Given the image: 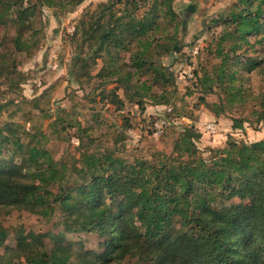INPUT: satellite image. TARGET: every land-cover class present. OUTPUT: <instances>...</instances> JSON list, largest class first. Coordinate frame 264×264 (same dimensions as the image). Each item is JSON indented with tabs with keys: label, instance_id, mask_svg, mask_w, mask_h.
Returning a JSON list of instances; mask_svg holds the SVG:
<instances>
[{
	"label": "trees",
	"instance_id": "obj_1",
	"mask_svg": "<svg viewBox=\"0 0 264 264\" xmlns=\"http://www.w3.org/2000/svg\"><path fill=\"white\" fill-rule=\"evenodd\" d=\"M84 1L0 0L1 75L8 81L17 73L16 56L37 44L43 8L68 13ZM143 1L109 0L79 20L71 70L77 81L85 76L82 85L95 79L96 87L123 89L141 113L146 102L158 111L173 101V76L160 59L179 53L178 34L186 25L173 0H146L140 14ZM220 27L208 48L218 62L195 85L217 97L212 103L199 98L207 121L217 124L230 110L231 131L244 134L264 124V84L250 103L251 91L238 85L245 62L250 69L261 66L256 52L264 41V0H237ZM98 59L103 65L93 75ZM113 94L110 103L123 105ZM239 107L245 115H234ZM169 115L162 131L178 130L170 154L129 162L83 151L80 167L70 172L44 148L45 137L34 133L24 142L10 125L0 127V248L13 242L0 252V264H264V137L250 142L229 134L205 157L197 146L201 130L174 125ZM73 175L76 186L69 189ZM13 211L52 224L60 216L63 230L12 229L5 217ZM80 233L94 234L99 250L67 239Z\"/></svg>",
	"mask_w": 264,
	"mask_h": 264
},
{
	"label": "rangeland",
	"instance_id": "obj_2",
	"mask_svg": "<svg viewBox=\"0 0 264 264\" xmlns=\"http://www.w3.org/2000/svg\"><path fill=\"white\" fill-rule=\"evenodd\" d=\"M108 1L85 0L68 13L42 9V31L34 39H37V44L32 45L29 52L16 56L17 73L7 81L1 75L3 69L0 68V127L10 125L24 142L34 133L38 134L40 140L45 137L44 148L69 172L80 167L78 160L83 151L90 154L110 152L114 157L129 162L134 159L152 161L156 152L170 154L178 130L173 131V126H170L156 138L151 132L154 122L159 119L166 121L164 115L168 112L169 120L174 125L191 124L198 132L201 130L197 146L205 157L208 156L209 148L223 145L229 134L250 142L264 137V124L256 130L246 128L244 134L232 132L230 110L217 121L218 126L214 122L215 133L203 130L210 115L199 98L202 96L207 103H212L217 101V97L202 95L195 85V79L204 71H210L218 62L208 48L212 39L220 33V25L228 9L237 0H173L174 9L178 13L183 11L186 25L184 31L178 34L179 53L168 58L162 57L160 63L173 76V89L176 93L169 106L162 109L159 107L157 111L156 107L146 102L142 113L137 105L125 99L123 89L114 91L113 84L96 87L98 81L95 79L82 85L85 76L80 73L77 81L71 73L74 68L72 63L78 54V41L73 36L75 27L79 20L96 11L100 3ZM147 9L148 1L145 0L141 2L139 13ZM3 35V31H0V40ZM250 42H254V38H250ZM257 53L261 62L259 69H250L248 62H245V72L238 73L242 79L238 85L252 93L249 103L252 98L259 96L264 84V41L258 46ZM247 54L252 55L250 52ZM96 62V66L91 69L93 75L103 65L102 59ZM246 78L248 81L245 83ZM13 81L21 83L12 89L9 84ZM153 90L156 92L159 88L156 86ZM114 92L119 95L123 105L110 103L114 99L111 97ZM241 109L239 107L234 115H245L247 110L241 112ZM72 178L76 180L78 177H70L69 189L76 186ZM56 213L60 215V212ZM5 219L12 229L22 227L25 231L36 233L63 230L60 216L53 224L26 211H13ZM67 239L82 243L85 250H99L100 241L94 234L67 235ZM8 245H13V242L9 240L4 244ZM4 246L0 252L4 251Z\"/></svg>",
	"mask_w": 264,
	"mask_h": 264
},
{
	"label": "built area",
	"instance_id": "obj_3",
	"mask_svg": "<svg viewBox=\"0 0 264 264\" xmlns=\"http://www.w3.org/2000/svg\"><path fill=\"white\" fill-rule=\"evenodd\" d=\"M166 125V121H164L163 119H159L158 121L154 122L153 124V128H152V136L154 138L158 137L161 132L162 129L164 128V126ZM212 126V128H210ZM205 129L211 133H215L216 131V124L214 122H208L207 124H205Z\"/></svg>",
	"mask_w": 264,
	"mask_h": 264
},
{
	"label": "crops",
	"instance_id": "obj_4",
	"mask_svg": "<svg viewBox=\"0 0 264 264\" xmlns=\"http://www.w3.org/2000/svg\"><path fill=\"white\" fill-rule=\"evenodd\" d=\"M208 117V116H207ZM209 118H210V116H209ZM219 120H221V119H219ZM222 145V144H221Z\"/></svg>",
	"mask_w": 264,
	"mask_h": 264
}]
</instances>
